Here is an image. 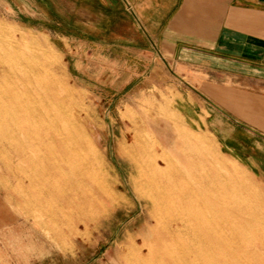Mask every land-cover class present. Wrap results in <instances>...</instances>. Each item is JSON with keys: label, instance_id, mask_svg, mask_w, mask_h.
Masks as SVG:
<instances>
[{"label": "rangeland", "instance_id": "obj_1", "mask_svg": "<svg viewBox=\"0 0 264 264\" xmlns=\"http://www.w3.org/2000/svg\"><path fill=\"white\" fill-rule=\"evenodd\" d=\"M77 5L76 0H0V69L9 45L29 53L40 85L55 92L53 112L64 111L70 124H83L98 156L94 173L70 202L61 173L23 190L0 126V264H169L171 257H182L176 242L164 252L161 243L171 242L162 230L168 215L135 185L129 151L140 139L169 157L160 161L166 170L192 171L198 185L213 193L223 190L227 202L255 211L259 228L252 234L264 235V174L251 144L244 137L239 146L228 144L232 135L177 78L178 70L166 64L163 73H146L133 64L124 31L116 36L107 11L98 15ZM122 8L129 11L123 1ZM101 178L100 186L106 183L115 202L98 192ZM96 212V219L88 216ZM254 242L256 259L240 264H264V246L258 238ZM134 248H141L140 256Z\"/></svg>", "mask_w": 264, "mask_h": 264}, {"label": "bare ground", "instance_id": "obj_2", "mask_svg": "<svg viewBox=\"0 0 264 264\" xmlns=\"http://www.w3.org/2000/svg\"><path fill=\"white\" fill-rule=\"evenodd\" d=\"M9 46L5 54L7 61L2 60L5 63L0 69L2 139L16 159L13 165L20 175L23 190L36 183L44 184L48 178L61 173L65 176L64 190L70 202L76 196L73 192H78L84 180L94 173L92 168L95 170L98 156L83 124H70L63 115L64 111L63 116L60 112H53L51 100L57 101L55 92L40 85L39 68L31 60V55L22 52L19 46H15L16 49ZM130 151L136 187L139 191L144 190L142 193L150 200L151 206L161 205L165 210L163 213L168 215L167 225H163L162 230L171 242L163 241L161 247L168 252L176 242L184 251L182 257H171L169 264H240L242 259L249 263L256 259L253 243L258 238L264 246V235L256 237L252 234V230L259 228L255 211L244 210L243 205L236 202H227L223 190L213 193L198 185L197 174L192 171L166 170L160 161H168L169 157L151 150L142 139L136 140ZM47 164L51 165V171L45 170ZM40 166L39 172H34L33 169ZM100 173L104 175L102 170ZM102 180L98 182V192L108 193V198L115 202L106 183L100 186L99 183L105 182ZM99 215L97 212L88 213L93 220ZM150 217L159 220L158 214L151 212ZM142 247L156 256L151 244L143 241ZM140 249L134 248L133 253L140 256Z\"/></svg>", "mask_w": 264, "mask_h": 264}, {"label": "crops", "instance_id": "obj_3", "mask_svg": "<svg viewBox=\"0 0 264 264\" xmlns=\"http://www.w3.org/2000/svg\"><path fill=\"white\" fill-rule=\"evenodd\" d=\"M76 1L107 11L134 65L146 73H163L166 64L178 70L232 135L227 143L239 146L244 137L251 144L264 174V0Z\"/></svg>", "mask_w": 264, "mask_h": 264}]
</instances>
